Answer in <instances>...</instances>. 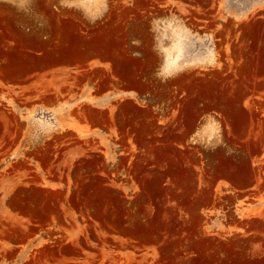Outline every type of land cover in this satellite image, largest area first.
<instances>
[{"label": "rangeland", "instance_id": "obj_1", "mask_svg": "<svg viewBox=\"0 0 264 264\" xmlns=\"http://www.w3.org/2000/svg\"><path fill=\"white\" fill-rule=\"evenodd\" d=\"M0 264H264V0H0Z\"/></svg>", "mask_w": 264, "mask_h": 264}]
</instances>
